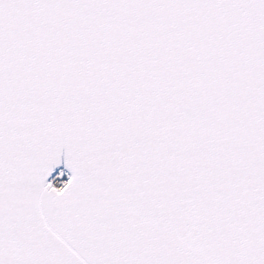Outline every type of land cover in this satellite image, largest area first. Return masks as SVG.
<instances>
[{
	"label": "snow or ice",
	"instance_id": "6c2138e0",
	"mask_svg": "<svg viewBox=\"0 0 264 264\" xmlns=\"http://www.w3.org/2000/svg\"><path fill=\"white\" fill-rule=\"evenodd\" d=\"M0 264H264V0H0Z\"/></svg>",
	"mask_w": 264,
	"mask_h": 264
}]
</instances>
